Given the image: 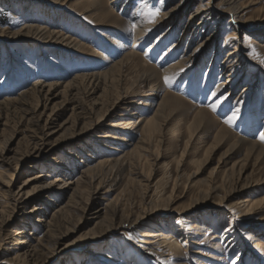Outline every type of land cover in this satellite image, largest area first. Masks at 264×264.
<instances>
[{"label":"rangeland","instance_id":"obj_1","mask_svg":"<svg viewBox=\"0 0 264 264\" xmlns=\"http://www.w3.org/2000/svg\"><path fill=\"white\" fill-rule=\"evenodd\" d=\"M59 1L46 3L37 0H0V32L5 33L0 36L1 102L14 98L21 91L37 84H64L75 76L91 77L99 72H105L125 53H138L142 61L162 71L180 62L194 48V45L190 47V44L196 36L192 37L190 33L183 35L180 26L170 29L171 26L166 23L153 31L150 30L167 8L175 6L177 1L120 0L118 8H115L117 16L122 19L118 28L101 27L96 25L97 22L95 24L89 20L88 15L81 10L89 0ZM127 2L129 4L126 9H121ZM243 3L246 7L243 22L233 24L227 18L222 19L218 24L220 29L218 40L209 44L203 56L191 68L170 74L169 77H172L170 84L165 83L163 77L162 93L152 91L146 84L135 88L134 91L130 89L124 92L125 87H129L128 84L131 79L134 81L135 77L133 74L124 75L120 91L124 92L123 95L127 98L126 104L109 113L107 126L87 137H83L84 134L78 135L82 140L77 144L71 142L72 138L69 139V136L71 137V133L73 135L79 133L82 126H78L76 130L72 129L71 133L68 130L74 120L72 116V104L73 100L74 102L76 100L74 92L70 90L65 95L59 94L49 101H42L40 112H43L47 105L46 117L53 113L56 123L54 129L59 130L52 139L54 149L45 154L37 170L27 168L29 161L24 162L22 166L14 164L11 170L2 167L3 164L0 163V181L6 179L4 171L14 174L15 184L22 185L37 174L43 176L42 183L45 184L55 179L64 181L71 177L75 178L82 170L93 169L86 183H79L57 194V199L53 198L55 204L52 205L63 209L59 219L66 220V223L59 228L57 235H64L62 246L68 247V251L61 260H53L49 264H64L68 259L71 264H77L78 261L80 264H86L88 255L85 252L91 249L95 254H101V258H93L90 264H264V182L250 189V193L228 182V177H234L241 169V164L238 163L243 159L244 152L239 155L233 154L229 151V144L215 147L216 127L211 122L216 120L217 125L227 127L236 136L250 141H260L264 145L260 139L261 133H264V64L260 63V59H264V51L261 49L264 47V0H243ZM135 9L139 11V26L146 28L144 33L137 31L138 24L132 17ZM148 9L159 10L160 15L154 23H149ZM217 17V15L214 17V21H217ZM183 18L181 20L184 22L188 20L187 16ZM24 25L58 32L65 38H72L85 45L86 51L80 52L70 45L62 46L56 42L28 37H13V41L10 42L8 38L11 36L7 33L16 32ZM234 37L241 40V43L243 41L246 46L244 53L248 61L245 70L241 69V66L230 68L224 65L228 52L234 47L232 44ZM254 42L257 44H253ZM227 74H232L230 82L225 81ZM58 91H62V88ZM118 91L111 80L105 81L104 78H100L95 83L94 99L89 98L85 88L77 98L84 103L89 112L94 108L96 111H102L103 107L109 108L114 104ZM166 92L177 95L187 102L179 109L182 112L177 110L176 115L181 113L182 118L189 115L192 119L198 109H205L211 115L209 122L211 125L202 128L200 134L193 138V143L191 142L182 159L189 140L185 127H181L175 133L167 131L163 141L156 145V149L154 148L157 150L155 155L159 154V158L154 156L147 158L146 154L138 159V156L133 155V150H136L140 139L145 136L142 132L145 124L143 119L147 120L153 116L157 104ZM150 93L153 96L147 97ZM97 100L98 105L95 104ZM37 103V99L30 98L25 101L22 108L0 110V145H9L7 154L10 157L14 153L26 152L31 148L32 144L28 141L31 133L25 119L30 118L29 114L37 108ZM129 103L140 108L137 113L141 116L139 118L141 124L136 122L133 125L131 120L124 122L130 121L132 127L119 124L120 120L128 119V115L132 114L127 111L130 108ZM213 107L216 111H212ZM178 118L177 116L176 119L179 120ZM228 120L232 121L231 126L225 123ZM62 124L66 125L61 129L59 125ZM31 127H35V124ZM123 128L126 131H122ZM122 138L124 142L121 141ZM210 147L212 151L205 158V151ZM172 155L181 161L180 165L177 160L170 159ZM120 156L125 158L115 167L108 164L97 167L99 163ZM53 160L58 163L52 167L50 162ZM259 167L263 168V173L258 171ZM245 170H247L245 178L253 177L254 181L264 178V163L257 167L255 161H250L245 165ZM137 171H141L145 177H150V181H143L142 184H139L137 179L132 181L133 173ZM42 183L39 181L30 185L28 191L31 192V197L34 195L37 197L35 192ZM99 183H102V187L98 194L94 195L97 209L104 206L109 209V205L115 202L123 209V217H118L114 221L116 226L126 223L125 216L133 212L137 215L143 210L150 213L156 210L143 200L146 194L148 197L162 195L173 211L162 216L163 219L159 221L157 228L162 230L161 235H173L175 237L173 241H180V234H183L180 244L187 250L184 256H172L171 251L160 241L156 252H163L162 257L146 253V245L140 243V240L144 231L154 230L148 229L147 226L152 224L146 220L135 228L118 227L110 234L107 233L105 241L100 243L101 247L96 246V243L92 245L93 242L89 244L88 240L92 237L90 232L94 230V233L98 234L103 230L104 225H107L105 219L108 213L103 211L100 219H94L93 211L85 215L73 207L88 202L89 195H92ZM213 187L218 188L217 193L204 199L206 191L212 190ZM224 196L229 198L230 209L234 208L230 205L246 197L261 202L252 214L238 215L237 212L231 213L230 209L227 211L218 208V202ZM41 200L47 202L46 198ZM5 205L4 199L0 196V207ZM182 209L187 210L188 215L184 216V219H179L181 216H178V212ZM103 217L104 220L101 221ZM18 218H15L14 222ZM36 220L37 217L33 222ZM30 232L29 230L27 234ZM42 232L36 231L35 236H41ZM188 241L189 249L185 246V242ZM138 244L143 247L138 248ZM4 247L6 246L0 249V264H9L6 260L10 257L4 254ZM102 256L109 257L112 262Z\"/></svg>","mask_w":264,"mask_h":264},{"label":"bare ground","instance_id":"obj_2","mask_svg":"<svg viewBox=\"0 0 264 264\" xmlns=\"http://www.w3.org/2000/svg\"><path fill=\"white\" fill-rule=\"evenodd\" d=\"M37 1L55 3L59 0ZM128 1L130 2V0ZM169 1H177V3L175 6L167 8V11L157 20V22H155L153 26L150 27V30L153 31L159 25H166V23H168L171 26L170 29H174L175 27L180 26V30L183 35L190 33L192 37L196 36L194 40L191 39L192 43L190 44V47L191 45H194V48L190 53L186 54L185 58H182V60L177 64L168 67L165 70L159 71L155 67L148 65L147 63L142 61L138 56V53H125L121 59L114 62L111 68L109 70H106L105 72H99L98 74H94L91 77H89L88 75L75 76L72 79L70 78L71 80L64 84H37L31 88L29 87L28 89L21 91L14 98H9L2 102L0 101V110L4 108L13 110L22 108L25 105V101L30 98H35L38 101L37 108L35 107L36 109L29 114L30 118L25 119L27 127L30 130L29 132L31 133L28 138V141H30V143L32 144L31 148L26 152H20L19 154L14 153V155L10 157L9 154H7V151L10 149L9 145L1 144L0 163L1 165L3 164L2 167H5L7 170H11L13 169L14 164L15 166H22L24 162L29 161V165L27 168L30 170H37V167L40 164L39 162L44 159L45 154L50 153L52 149H54L55 144L52 143V139L59 130L54 129V126L56 124L54 123V114L50 113V115L46 117L48 109L47 105H45L46 107L43 109V112H40L41 103L43 100L49 101L51 100V98H54L59 94H67V92H69L70 90L74 92L72 93L73 95H76L74 97L78 101L75 100L74 102L73 100L72 116H74V120L71 123L72 125L70 124V128L68 127V130H70L71 133L72 129L76 130L78 126H82L80 132L76 133L77 135H73L71 133V137L69 136V139L72 138L71 142L77 144L82 140V138L78 137V135L84 134L83 137H87L88 135H93L94 131L99 130L103 126H107L106 122L108 121L109 113L114 109L118 107L121 108L126 104L127 98L123 95L126 90L129 91L130 89H133L134 91L135 88H139V86L146 84L150 89H152V91L162 93L164 90L162 85L163 77L170 76V74H173L174 72L180 73L183 70L191 68L198 61V59L203 56V52L209 47V44L215 43L218 40V31H220L218 24L220 23V21L224 18H227L229 22L233 24L243 22V16L246 8L244 6L243 0ZM119 2L120 0H89L86 5L82 6L81 10L88 15L87 18L89 20H91L95 24L97 22L98 24L96 25L98 26H116L115 28H118L119 24L122 22V19L117 16L115 12V8H118ZM129 2H127V4H124L121 9L127 7ZM132 14L133 19L138 24L140 22L139 11L135 9ZM216 15L218 16L217 21H214V17ZM184 16H187L188 18L186 22L181 20V18L184 19ZM144 27L145 26H139L138 24L137 31L139 33H144L146 30V28ZM3 34L5 33H1L0 36H3ZM7 34L11 36L8 38L10 39V42L13 41V37H28L36 40L44 39L46 40V42H56L62 46L70 45L72 47H75L76 49H79L80 52L86 51L85 45L73 40L72 38H65L58 32L49 31L45 28L24 25L18 31L8 32ZM232 44L234 47L228 52V55L224 60V65L230 68H237V66H241V69L245 70V66H247L248 61L247 55L244 53L246 46L243 44V41L241 43V40L236 37H234V41ZM253 44H257V42H254ZM261 49L264 51L263 46ZM127 74L135 75V77L132 76L134 78V81H132L131 79V82H128L129 87H125L126 89H124V92H122L120 91L121 79L124 75ZM100 78H104L105 81L111 80L114 87L116 86L119 91L116 95V100H114L115 102L111 107L106 108L105 106L102 108V111H96V109L94 108L92 112H89L90 110H88L85 107L84 103H82L77 98V95H79L83 88H85V93L88 94L89 98L94 99L96 96L95 83ZM231 78L232 74H227L225 81L230 82ZM61 88L62 91H58ZM151 96H153L152 93L147 94V97ZM146 100H148V102L150 101V99ZM98 102V100L95 101V104L98 105ZM184 103L187 102L184 101L181 97L166 92L161 101L157 104V107L153 112V116L147 120L143 119V121L145 120V124L143 126L142 132L145 134V136H143V139H140L139 146L136 148V150H133V155L138 156V159H141L146 154H148L147 158L149 156L159 158V154L158 156L155 155V151L157 150H154V148L156 147V145L163 141V139L166 137L167 131L168 133L170 131L175 133L176 131H179L181 127L186 128L189 138L186 143V150L183 152L181 159L186 155L187 149L191 145L193 138H195L196 135L200 134L202 128L206 126L210 127L208 125H211V123H209L211 120V115L205 109H198L193 115L192 119H190L189 115L187 116L186 113H184L186 117L184 116V118H182L180 115L181 113L176 115V112L177 110L181 109V106L184 105ZM129 105L130 108L127 111L132 112V114L128 115V119H122V121L120 120L119 122L121 123L119 124L123 126H130V121L124 122V120L133 121V125L136 122H140L141 124L142 121L139 120L141 116H139L137 113V111H140V108L135 105L133 106L132 103H129ZM177 116L179 117V120L176 119ZM44 117H46V119L43 120ZM175 120L177 121L175 122ZM43 121H45V125H43ZM211 122L216 127L214 135L215 147L229 144V151L233 154L239 155L244 152L243 159H241L238 163L241 164V169L234 177L229 176L228 182L232 183L233 185H238L239 188H241L242 190H248L247 193H250V189L263 184L264 178H259L255 181L253 177L251 179L249 177L245 178L244 175L247 171L245 170V165H247L250 161H255L257 167L260 166L261 163H264V145L260 141H250L246 138L236 136L229 129H227V127L217 125L218 123L216 122V120H212ZM34 124L35 127H31V125ZM65 125L66 124H62L59 126H61L62 129ZM133 125H131L130 127H132ZM122 131L126 130H124L123 128ZM121 141L124 142L125 140L122 138ZM211 149L212 148L210 147L207 151H205V158H207L209 152L212 151ZM124 158V156H120L113 160L99 163L97 167H104V164L115 167L121 164ZM170 159L172 161L177 160L179 165L181 163L179 159L173 158V155ZM208 161H205V163H207ZM50 163L53 167V165L57 164L58 162L56 160H53ZM92 171L93 169H84L80 172L78 177L74 176L75 178L71 177L64 181L61 179H55L50 182L47 181L45 182V184L42 183L43 176L37 174L35 177L27 180L22 185L15 184L16 178L14 177V174L7 173L5 171L3 172V174L6 176V179L0 181V196L4 199L6 205L4 207H0V249L3 248V246H6L4 247L3 251L5 255H8L10 257L8 260H6L9 264H49L53 260H61L64 257L65 253L68 251V247L65 248L66 246H62L64 235H57V231L66 223V220H63L61 218L59 219V217L63 214V209L59 208L56 205H52L55 204V200H53V198H55L57 194H60L61 192L77 186L79 183H86L88 179L87 177ZM258 171H260V173H263V168L259 167ZM150 172H152L151 169ZM179 174L180 173H178V175ZM196 175L198 176L199 173H197ZM131 179L132 181H136L137 179L139 184H142L143 181H150V177H145L141 171L134 172L133 178ZM39 181H41L42 184L41 186L37 187V191L35 192L37 194V197H35V195L31 197L32 195L31 192L28 191V188L34 182L39 183ZM97 185L98 187L94 190L92 195H89L88 202L86 201L84 204L78 206L75 205L73 207L76 211H79L80 213L85 215L93 211L92 215L94 216V219H100V216L104 214L103 211L108 213L107 219H105L107 225H104L103 230L99 231L98 234H95L94 230L90 232V235H92V237H90L88 240L89 244L93 242L92 245L96 243V246H100V243L105 241L107 233L110 234L111 231H115L116 229H118V227L135 228L137 225H142L143 220H146L151 221L152 224L150 226H147L149 227L148 229H154L152 231L150 230V232L144 231V234L140 240V243L146 245V253L152 256L157 255L162 257L163 252H156L157 247L160 245V241L164 247L171 251L172 256H184L187 250H184L182 245L180 244L181 240H183L181 237V235L183 234H180V241H173L175 239L173 235H161L160 232H162V230H159V228H157L159 221L163 219L162 216L173 211L169 204H166V201L165 199H163L162 195H151L150 197H148V194H146L143 200H145L147 204H149L153 207V209L156 210L152 213L148 212L147 210H143L142 212H140V214L137 215L136 212H133L132 214L125 216L124 219L126 223L123 222L122 224H119V226H116L114 221L118 217H123V209L117 206L116 202L109 205V209L107 206L97 209V204L94 201V195L98 194L99 189L102 187V183H99ZM217 190V187H213L212 190L206 191V193L204 194V199L213 197L212 194L217 193ZM43 198L47 199V202L45 201L46 203L42 202L41 199ZM228 201V196L222 197L218 202V208H223L228 211L230 209L228 206ZM260 202L253 201L252 199H250V197H246L239 200L236 204L230 205L234 207L230 210L231 213L237 212L238 215H250L252 214L255 207L260 204ZM48 204H51V206H49ZM164 204H166V206H163ZM186 211L187 210L182 209L178 212V216H181V218L179 219H184V216L188 215V212ZM18 212L20 214H17ZM17 217H19L18 220L14 222L15 218ZM35 217H37V220L36 222H33ZM103 220L104 217L101 219V221ZM29 230L31 232L27 234ZM38 230L43 231L41 236L39 237L35 236V233ZM187 243H189V241L185 242V246L187 249H189ZM137 247L141 248L143 246L141 244H138ZM84 249H86V247ZM87 249H89V247ZM91 250L85 252V254L88 255L86 264H90L93 258H101V254H95V252ZM102 258L107 259V261L109 262H112L111 259L107 256H102ZM162 260L165 261L164 258H162ZM69 261L70 260L68 259V261H66L64 264H71V262L69 263ZM76 263L80 264L79 261Z\"/></svg>","mask_w":264,"mask_h":264},{"label":"snow or ice","instance_id":"obj_3","mask_svg":"<svg viewBox=\"0 0 264 264\" xmlns=\"http://www.w3.org/2000/svg\"><path fill=\"white\" fill-rule=\"evenodd\" d=\"M147 15H148L149 23H154L156 18L160 15V13H159L158 9H156V10L148 9ZM257 58H259L258 54H257ZM260 63L264 64V59H260ZM164 82L170 84L172 82V77L165 76L164 77ZM212 111H216V108L213 107ZM233 119H235V117H233ZM225 123H227L229 126H231L232 121L228 120V121H225ZM260 139H261L262 142H264V133H261Z\"/></svg>","mask_w":264,"mask_h":264}]
</instances>
